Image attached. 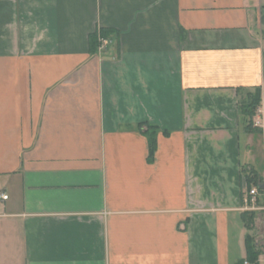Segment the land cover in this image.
I'll list each match as a JSON object with an SVG mask.
<instances>
[{"label":"crops","instance_id":"1","mask_svg":"<svg viewBox=\"0 0 264 264\" xmlns=\"http://www.w3.org/2000/svg\"><path fill=\"white\" fill-rule=\"evenodd\" d=\"M245 168L264 187V0H0V264H235Z\"/></svg>","mask_w":264,"mask_h":264},{"label":"trees","instance_id":"2","mask_svg":"<svg viewBox=\"0 0 264 264\" xmlns=\"http://www.w3.org/2000/svg\"><path fill=\"white\" fill-rule=\"evenodd\" d=\"M108 31L101 29L100 35L102 37L108 36ZM97 34L92 33L88 37V50L91 54H95L97 51ZM237 92V107L240 114L244 119L245 129L247 133H254L256 130L253 129V118L256 111L258 110L261 102V91L259 87L254 88H239L236 89ZM142 126H145L143 129ZM137 130L141 132L147 139L148 144V161H151L156 150V139L159 132L158 127L151 124H139ZM260 132V131H257ZM243 177L245 181L246 191L252 187L257 189L256 205L262 207L264 205V187L263 181L260 175L252 169H243ZM256 210H246L242 212V221L247 234L244 238L245 245V257L239 259L235 264H258L259 257L264 253V244L258 245L255 241L256 236L252 235L250 232L254 229V218Z\"/></svg>","mask_w":264,"mask_h":264},{"label":"built area","instance_id":"3","mask_svg":"<svg viewBox=\"0 0 264 264\" xmlns=\"http://www.w3.org/2000/svg\"><path fill=\"white\" fill-rule=\"evenodd\" d=\"M97 41H98L97 52H102L111 43L110 39H108L107 37H100L99 35ZM256 125H258V123H256ZM245 193H246L244 197L245 210H264V205L262 207L256 205V197L258 194L256 187L250 188L249 190L245 191ZM0 198L6 200L7 196L1 194ZM244 264L247 263L245 262Z\"/></svg>","mask_w":264,"mask_h":264},{"label":"rangeland","instance_id":"4","mask_svg":"<svg viewBox=\"0 0 264 264\" xmlns=\"http://www.w3.org/2000/svg\"><path fill=\"white\" fill-rule=\"evenodd\" d=\"M96 34H97V36L99 35L100 37H102V36L100 35V30H96ZM97 38H98V37H97ZM241 223H242V222H241ZM251 234H252V235H255L254 230L251 232ZM255 239L257 240V243H258L259 246L263 244V239H262L261 236H259V237L256 236ZM238 242H239V241H238ZM238 242H237V236L234 235V236H233V243H232V251H231V256H232V258H233L234 260L238 259L239 256H240V249L238 248V245H239Z\"/></svg>","mask_w":264,"mask_h":264}]
</instances>
